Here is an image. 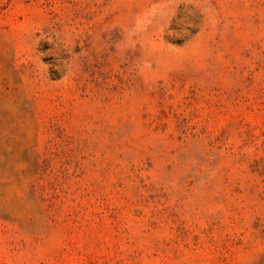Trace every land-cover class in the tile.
I'll return each instance as SVG.
<instances>
[{
  "label": "rangeland",
  "instance_id": "obj_1",
  "mask_svg": "<svg viewBox=\"0 0 264 264\" xmlns=\"http://www.w3.org/2000/svg\"><path fill=\"white\" fill-rule=\"evenodd\" d=\"M0 264H264V0H0Z\"/></svg>",
  "mask_w": 264,
  "mask_h": 264
}]
</instances>
